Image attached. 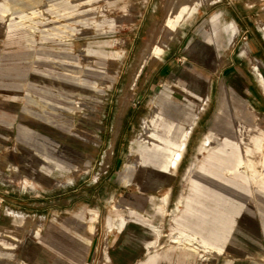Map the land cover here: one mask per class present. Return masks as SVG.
Masks as SVG:
<instances>
[{
    "label": "rangeland",
    "instance_id": "374dc122",
    "mask_svg": "<svg viewBox=\"0 0 264 264\" xmlns=\"http://www.w3.org/2000/svg\"><path fill=\"white\" fill-rule=\"evenodd\" d=\"M233 1L226 55L249 48L259 25L264 33V0ZM224 2L0 0V264H137L155 251L156 264H264V89L245 73L254 99L234 87L237 73L213 71ZM154 108L171 125L160 135L188 130L171 174L131 163L154 132ZM224 139L251 145L250 157L232 165L240 175L219 162L203 175L212 190L222 171L235 186L231 197L204 189L203 207L225 215L206 248L186 202L196 168ZM121 216L140 223L118 232Z\"/></svg>",
    "mask_w": 264,
    "mask_h": 264
},
{
    "label": "bare ground",
    "instance_id": "6f19581e",
    "mask_svg": "<svg viewBox=\"0 0 264 264\" xmlns=\"http://www.w3.org/2000/svg\"><path fill=\"white\" fill-rule=\"evenodd\" d=\"M175 12L179 14L182 13L181 11H175ZM253 70L257 74V76L261 79V81L264 83L263 75L262 73H260L256 65L253 66ZM164 113H165L164 109H160V110H157L156 108L153 109L152 115L154 116V122H153L154 132L148 133L150 135L148 139L139 140L137 142V148H136L137 156L131 160V163L135 165L141 164V165L150 167L152 170L157 169L159 171L164 172V174L166 175V174H171L174 171V168L176 167V163L179 159L181 147L185 143L188 130L185 129L184 134L181 136V133H180L181 126L179 125L177 126L178 129L174 130V127H173L172 131L174 130V135H171L169 138H167L166 136L160 135L159 134L160 131H163L166 134L171 129L170 122L166 119ZM213 134H215V132L213 131L209 133V135H213ZM220 143H222L221 146L218 149L210 151L206 160H204L203 163H201L196 168V172L193 174V178H192L193 181H195L196 177H198V180H201L199 178L200 177L203 178L204 174H212V171H213L212 167L218 165L217 162L228 165L227 167L230 168V170L232 169L235 170L232 167V165H234L235 163H238L242 159L240 157L241 152L243 153L244 158L245 156L250 157V146L251 145L249 144H244L243 146L241 144L237 145L236 143H233L232 140H228V139L227 141L226 139H224ZM209 144H211V142L206 137L205 139H203L201 147H208ZM112 145H113V139L110 141L109 146L107 147V150L105 152L106 162H108V159L111 155ZM254 147H253L254 149L259 150L261 145L257 144V145H254ZM222 153L227 154V158H229V162L227 158L225 157V155H224V158L221 159ZM225 160L227 161V164L225 163ZM243 167L245 168V162H243ZM236 173L237 172L235 170L234 175H240V173H237V174ZM152 176L154 180H157L156 176L154 175ZM210 180L211 182L215 184V189L212 190L211 188L208 192H206V193H209L210 196L214 197L215 194L217 195L216 188L219 185L220 186L222 185V187L224 188L222 191L226 192V195L230 197L232 196L233 194L232 190L235 189L234 188L235 186H233L232 182H230L227 178H225V176L223 175V171L220 173V175H218L217 177L211 178ZM191 192L192 190H190V194ZM202 192H205V191L203 190ZM164 198H166L165 195H164ZM204 204L205 203L203 202L202 204H200L199 200L197 201V203L194 204V201L191 198H188L186 202V205H189L191 209L196 211V212L187 211V213H191L192 217H195V220L198 222L196 223V227L205 233L204 234L205 241H203L202 243L204 247L207 248L208 243L206 240H209L212 237L214 238V235H216V232L221 228V225H217V224L214 225L215 219H217L219 215H222V216H225V215L220 214L213 207L210 208L209 206H206L204 208L203 207ZM209 204H212V203H209ZM184 217L186 218V215H184ZM207 223L209 224V227ZM192 226L190 227L194 228V225Z\"/></svg>",
    "mask_w": 264,
    "mask_h": 264
},
{
    "label": "crops",
    "instance_id": "0c3cea01",
    "mask_svg": "<svg viewBox=\"0 0 264 264\" xmlns=\"http://www.w3.org/2000/svg\"><path fill=\"white\" fill-rule=\"evenodd\" d=\"M224 3L225 4L222 7L218 8L219 9L218 10L219 16L217 17V21L212 22L213 23L212 28L217 29V31L219 33L217 36V40H219L220 35L222 38V42H219V41L217 42L215 37L213 39L214 48L216 49L217 55H218L216 57L218 60V65H217V67H215V65L213 67V68H217V69H214L213 71H216L217 73H237L234 75V78H235V80H234L235 86L234 87H237L239 90H242V92L245 95L249 96L251 94L254 96V99H257L256 93L252 90V87H253L252 83L250 80L248 81V79H247L248 77L245 75V73H254L256 78L258 79L259 83L261 84L262 88L264 89V83L261 81V79L257 76V74L253 70V66L256 65V67L259 69L260 73H262L263 78H264V53H263L264 47L261 48V43H260L262 41L264 42V33L262 30L263 27L261 25H259L257 27L260 36L254 37L251 35L252 36L251 37L252 42H251V44H249L250 47H251V45L253 47H258V48H256V50H258L259 53L253 52V54H252L251 48L250 47L248 48V42L247 41L245 42L244 47L242 48L243 54L241 52L239 54H233V55L232 54L226 55V54L221 53L220 52L221 46L224 44H226V45L231 44V42L234 40L236 33H237V30L235 27V21H237V19L234 16L235 15L234 1L233 0H226V2H224ZM227 24H230L233 27L234 32L229 33L226 31L225 26ZM245 30H248V28H246ZM260 51H263V52L261 53ZM248 53L250 55L249 57H248ZM223 55L227 58V61L229 62V64L227 66L228 68L221 69L220 68L221 67L220 57ZM242 55L244 56L243 57L244 59H241L240 56H242ZM243 61L246 63L245 65H242ZM247 61H249V64H247ZM197 92L192 91V90H188V95L186 96L185 99H187L189 101L193 100L196 102H200L201 97L197 94ZM223 114H225V113H223ZM222 123L223 122L220 121L218 123V125H224ZM208 136H207V138L209 139V141L211 142V145H212L214 139H216V138L213 135H208ZM187 138H188V134L186 136L185 142H186ZM199 179H201V180H198V177H196L195 181H192L190 184V190H192L191 199L194 201V204L197 203L198 200L200 201V204L202 203V201H201L202 197L201 196H203L202 191L205 188L209 187L208 189H211V186L204 185V181H203L202 177H200ZM197 198H199V199H197ZM126 222H129V226H127V230H128V232L131 231V233H132V230H134L133 224L140 223V222L136 221V219L121 216L120 222L117 226L118 232L124 230V228L126 226ZM130 223H131V225H130ZM109 238H110V234H107V240H109ZM151 244H152L151 241L146 242V244H144V247L149 248L151 246ZM119 246H122V245H119ZM117 252L130 254L133 251H125L123 249H120ZM106 259L109 260L108 255H106ZM127 259L128 258H126V257L123 260L113 259V260H111V262H107L106 264H125ZM156 261H157V253L155 251L153 253L148 254L147 257L144 258L143 260H139L137 264H156ZM234 262L235 261L230 258V259H228L227 263H225V264H234ZM213 264H217V261H214Z\"/></svg>",
    "mask_w": 264,
    "mask_h": 264
}]
</instances>
